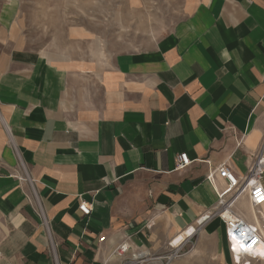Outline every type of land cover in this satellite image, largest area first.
I'll return each mask as SVG.
<instances>
[{
    "label": "crops",
    "instance_id": "crops-1",
    "mask_svg": "<svg viewBox=\"0 0 264 264\" xmlns=\"http://www.w3.org/2000/svg\"><path fill=\"white\" fill-rule=\"evenodd\" d=\"M181 3L146 48L0 70V264H116L123 241L163 253L215 204L209 173L246 172L264 141V0ZM193 237L233 256L218 218Z\"/></svg>",
    "mask_w": 264,
    "mask_h": 264
},
{
    "label": "rangeland",
    "instance_id": "rangeland-1",
    "mask_svg": "<svg viewBox=\"0 0 264 264\" xmlns=\"http://www.w3.org/2000/svg\"><path fill=\"white\" fill-rule=\"evenodd\" d=\"M181 2L0 0V70L24 65L16 61L24 62L27 67L29 59L37 55L47 56L49 60L70 61L98 55L102 56V64L106 60L102 61L103 58L114 52L146 48L178 22ZM242 197L236 209L254 221L240 205L243 201L250 207L246 196ZM255 210L258 217L260 213L264 217V206ZM260 226L264 232V218ZM216 246L219 244L207 238L193 237L172 264H264V252L257 259L233 254L225 258Z\"/></svg>",
    "mask_w": 264,
    "mask_h": 264
},
{
    "label": "built area",
    "instance_id": "built-area-1",
    "mask_svg": "<svg viewBox=\"0 0 264 264\" xmlns=\"http://www.w3.org/2000/svg\"><path fill=\"white\" fill-rule=\"evenodd\" d=\"M190 162L186 152H181L176 156V169H182ZM20 170L22 174L18 178L20 181H26L29 184L31 196L28 197L36 201L40 211L39 215L46 223L33 187L34 180L28 176L22 163H20ZM216 173L224 179L225 186L217 191L215 204L204 210L194 224L186 226L181 232L182 236L178 234L170 239L169 248L165 252L152 256H150L151 254L130 252L128 242L123 241L116 245L109 256L113 254L116 257V264H172L182 254L185 246L189 245L196 232L207 221L218 218L223 224L227 247L231 254L234 256L246 255L251 259L260 257L264 252V232L255 220H248L238 211L236 204L242 196H246L250 205L255 209L264 204V141L259 150L252 154L244 174L236 176L227 166L220 164L206 178L213 182ZM78 208L84 215H88L92 210L90 204L85 201H81ZM150 226V224L147 225V227ZM103 239L104 237L99 238L100 241ZM53 257L54 264H58L55 254Z\"/></svg>",
    "mask_w": 264,
    "mask_h": 264
},
{
    "label": "bare ground",
    "instance_id": "bare-ground-1",
    "mask_svg": "<svg viewBox=\"0 0 264 264\" xmlns=\"http://www.w3.org/2000/svg\"><path fill=\"white\" fill-rule=\"evenodd\" d=\"M8 129V127H7ZM243 198V197H242ZM242 202V201H241ZM245 204V203H244ZM264 205V204H263ZM242 206V205H241ZM244 206V205H243ZM250 207H247V206H244V208L247 210V213L250 214L251 218L254 219L259 225H260V222L262 220L263 215L260 213L259 214V217L257 216L256 212L257 210H255V208H253L250 204H249ZM255 210V211H254ZM260 218V219H259ZM261 227V226H260ZM182 236V235H180Z\"/></svg>",
    "mask_w": 264,
    "mask_h": 264
}]
</instances>
